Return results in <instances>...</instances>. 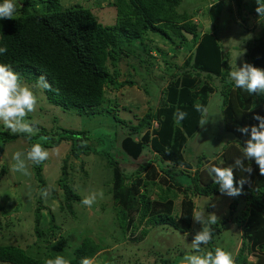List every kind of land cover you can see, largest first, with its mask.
Instances as JSON below:
<instances>
[{"label":"trees","instance_id":"16d2710c","mask_svg":"<svg viewBox=\"0 0 264 264\" xmlns=\"http://www.w3.org/2000/svg\"><path fill=\"white\" fill-rule=\"evenodd\" d=\"M181 2L116 0L112 6L116 11L115 24L109 27L102 25L90 8L78 4L64 7L61 0H18L13 18L0 19V47H7V52L0 54V63L11 65L13 71L29 85L37 86L38 78L44 76L52 88H39L46 101L80 116L99 115L111 107L113 101L107 98L106 88L120 89L137 84L134 79L117 81L120 76L117 66L121 60L127 59L131 68L135 63L140 67L145 65L146 73H149L154 65L155 50L160 53L162 64L170 70L171 79L160 91L163 102L155 110L150 108L136 124L131 120L114 117L125 133L120 136L121 129L115 126L114 138L104 148H97L94 141L87 143L92 139L88 131L56 126L45 129L34 124L35 131L29 135L11 134L0 128V153H3L10 141L19 137L25 139L29 147L40 143L45 149L55 148L63 142L69 143V154L62 161L57 184L63 198L60 210L72 217L74 205L81 204L82 198L70 177L75 166L69 163V158L81 161L82 156L89 154L101 157L105 167L111 169L107 194L115 205V221L121 238L127 232L134 235L143 223L151 228L170 229L179 234L189 232L196 209L193 197L211 198L221 194L219 185L214 183L209 174V168L227 167L235 159H243V142L249 137L241 134L238 129L256 125L258 122L253 119L254 115L264 117V94H250L238 89L228 77L233 61L231 52L239 51L242 42V45L245 44L241 52L245 57L244 63L264 69V15L256 13V0H215L210 4L208 15L214 25L213 31H205L195 24V13L179 12ZM260 3L264 4V0H260ZM37 4L41 7H37ZM246 4L253 6L250 11H245ZM235 14L236 19L233 16ZM255 16L259 18L261 26L258 33L249 32L247 38L239 44L229 47L224 45L222 36L226 26L238 25L243 28L248 22H253ZM111 19L114 21V14ZM246 30L247 27L243 34L247 33ZM156 39H160L163 46H171L168 50L170 53L183 50L185 60L181 66L172 62L175 53L169 57ZM134 42H138L137 54L132 57L130 51ZM149 44L155 46L151 48ZM185 51L189 53L187 56ZM174 70L176 73H173ZM202 77L211 84L202 80ZM215 80L218 86L214 85ZM214 90L213 97L222 98L225 127L234 133L239 142L228 143L219 159L211 161L198 156L192 173L194 166L185 159L184 146L187 138L197 133L203 111ZM105 101L106 106L103 105ZM113 104L116 105V102ZM196 106H200L201 110L197 111ZM177 109L187 113L179 124L175 117ZM41 137L46 139L42 140ZM117 139H120L117 152L123 154L120 160L115 155ZM91 145L95 148H91ZM145 151L153 152L155 157L141 159ZM121 161L128 167L135 165L136 168H121ZM43 165L44 162L32 163L34 178L39 183L33 211L35 233L39 236L42 233L38 225L43 217L42 210L46 208L42 201V191L46 186L42 177ZM245 165L251 166L250 175L234 169L236 181L244 177L246 183L241 194L234 196L230 204L232 212H229V216L240 229L241 240V246L233 258L235 264H264V176L260 175L254 161H245ZM5 172L6 169L2 167L0 177ZM155 189L158 190L156 200L151 199ZM180 196L183 210L178 217L174 214V201ZM240 199L244 200V209L238 211ZM48 215L49 231L55 235L59 227L55 225L51 211ZM227 220L228 217H224L210 226L213 237L206 244L204 252L214 253L218 247L216 240ZM149 232L150 229L145 228L140 234L145 237ZM121 238L115 240L120 241ZM45 242L48 243V240ZM65 242L63 239L47 244L49 252L45 256H31L26 249L18 246H0V263L45 264L47 259L62 255L70 264H80L81 258H94L106 248L92 238L84 237L69 252ZM178 247L176 244L173 247L167 246L165 253L150 250L149 256L154 255L156 258L146 264L180 263L187 251ZM176 253L174 260L170 261ZM250 257H254L255 261H249ZM136 264L143 263L138 261Z\"/></svg>","mask_w":264,"mask_h":264},{"label":"rangeland","instance_id":"374dc122","mask_svg":"<svg viewBox=\"0 0 264 264\" xmlns=\"http://www.w3.org/2000/svg\"><path fill=\"white\" fill-rule=\"evenodd\" d=\"M214 1L182 0L178 6V11L181 13L187 12L192 15L195 13L193 18L194 23L198 24L205 31H213L214 25L208 15L210 13V4ZM246 1L249 2V0H244V2ZM61 2L64 7L78 4L90 8L99 19V22L104 26L109 27L115 24L116 11L112 6L116 0H61ZM16 3L18 4V0H16ZM251 7L253 6L246 4L245 11H250ZM233 9L235 13L236 8H234V4ZM112 14H114V21L111 19ZM233 16L235 19L237 18L236 14ZM253 16L251 15V17ZM245 27H247V33L243 34ZM245 27L242 28L238 25L226 26L222 36L224 45L229 47L237 43L239 44L240 41L242 42L247 38L249 32L258 33L261 27L259 18L255 16L254 21L248 22ZM156 41L168 53L169 57L174 55L175 51L168 52L169 48H172L171 46H163L160 44L162 43L160 39H156ZM242 43L239 51L231 52L233 56L232 65L235 64L237 68L244 63L245 57L242 55V51L245 44L242 45ZM137 46L138 42L132 43L130 51L132 57L137 54ZM154 46L155 44H149L151 48ZM176 53V57L174 60L172 59V62L181 66L185 60L183 50L180 49ZM188 54L186 52V56ZM153 56L155 59L153 61L154 65L149 73H146L145 65L140 67L135 63L131 68V64L127 63V59L120 61L117 66V69L120 71V76L117 78V81L134 79V82L137 84L132 87L125 86L120 89L106 88L107 98L113 102L115 101L116 105L112 102L110 104L111 107L99 115L80 116L74 111H64L59 107L49 104L39 89V86L26 83L32 88L38 100L35 111L29 113L26 119L32 123L33 127L34 124H37L45 129H51L56 126L74 131H88L92 135V139L90 142L87 141V143L89 144L91 141H94L97 148H104L113 140L115 126H119V129H121L119 132L120 136H122V133H125L121 125L116 123L114 117L126 121L131 120L136 124L150 108L155 110L163 102L160 91L165 88L171 79V72L167 69V66L162 64L161 55L158 51L154 50ZM176 70L173 73H176ZM202 80L211 84L206 78L204 79L202 77ZM214 85L218 86L216 80L214 81ZM214 92L215 90L210 95L211 97L208 99L207 107L203 111L197 133L187 138L184 146V157L194 166L193 170L196 168L195 163L198 160V156H204L211 161L212 159H219L223 149L228 146V143L238 144L239 142L234 133L228 131L225 127L222 98L217 96L213 97ZM106 101L103 104L104 106H106ZM153 125L156 126L155 123ZM0 128L8 130L2 123H0ZM8 131L13 134L10 130ZM117 141L118 148L116 149L115 155L120 160L123 154L117 152L120 149V139H117ZM29 148L27 141L19 137L10 141L5 146L3 153H0V171L2 167L6 169V172L0 177V246H18L24 250L26 249L25 251L31 256H45L44 254L49 252L46 247L47 244L65 239L66 242L64 245L70 252L82 238L90 237L97 243L106 246L104 250L100 251L94 257L96 264H136L138 261L146 264L152 262L155 257L154 255L149 256L148 252L150 250L165 253L167 246L173 247L175 244L179 246L178 248L185 249L187 254L194 252L191 247V241L195 232L199 231L203 225L195 222L193 218L191 230L185 234L175 233L170 229L151 228L143 223L137 228L134 235L127 232L126 236L121 238L122 235L118 234V225L115 221V205L111 197L107 194L110 189L111 169L106 168L105 161H102L101 157H96L94 154L82 156L81 161L74 160L70 157L69 163L75 166L74 172L70 174V177L74 181L73 185L82 200L93 192H103V196L97 195L91 207H87L82 203L75 204L74 217L65 211H61L60 206L63 202L62 190L59 188L57 180L61 176L62 161L69 154V143L67 142H63L55 148L46 149L49 152V157L44 161L42 170V177L46 183L42 191V201L46 208L42 210L43 217L38 225V229L42 234L40 236L37 235L35 233L33 211L35 208L34 204H36L35 195L39 191V183L34 178L32 162L25 159L27 175L13 171V164L15 163L12 159L13 153L16 151L26 153ZM91 148H95L94 145H91ZM144 153L145 155H142L141 159L146 157L153 159L155 157L153 152L145 151ZM81 165L82 171L80 170ZM120 166L121 168L126 167L128 170L136 168L135 165L134 167H128L122 161ZM155 166L157 165L155 164ZM191 172L193 173V171ZM157 192L158 190L155 189L151 195V199L156 200ZM44 193H47V195H44ZM181 198L180 196L174 201V214L176 213L178 217L182 214L183 210L181 208ZM233 200L234 197L222 193L211 198L193 197V202L196 206L194 214L203 211L206 219L207 214L214 213L219 218L218 221L224 217H228L229 220H227L225 228L216 240V244L223 250L230 252L234 257L241 246V240L240 229L229 216V212H232L230 210V204ZM243 203L244 200L240 199L237 208L238 211L244 209ZM49 211H51L55 219V225L59 227L55 235L49 231ZM145 228L150 229V232L147 236L142 237L140 233ZM116 238H121L122 240L117 241L115 240ZM46 239L48 243L45 242ZM205 249L206 245H201V252H204ZM175 255L177 253L173 254L169 260L173 261ZM249 261H255V258L250 257Z\"/></svg>","mask_w":264,"mask_h":264},{"label":"clouds","instance_id":"9594fccd","mask_svg":"<svg viewBox=\"0 0 264 264\" xmlns=\"http://www.w3.org/2000/svg\"><path fill=\"white\" fill-rule=\"evenodd\" d=\"M257 7L255 9L258 15H264V4L260 0H256ZM37 7H40L37 4ZM17 12L16 0H2L0 3V19H12ZM7 47H0V54H5ZM228 72V77L234 82L238 89L246 90L250 94H264V69L253 67L248 63H243L239 68L232 65ZM168 84V83H167ZM37 86L45 90H52L51 85L47 83L44 76H40L37 80ZM37 96L31 87L24 83L18 73L13 71L12 66L0 63V123L13 134L26 133L33 134L35 129L32 123L26 119L29 113L36 109ZM200 111V106H196ZM187 113L177 109L175 117L179 124L185 119ZM253 119L258 123L253 126H245L238 129L243 135H248V139L243 142V159H235L232 165L227 167L211 166L209 174L213 177L214 183L219 185L222 194L234 197L241 194V189L246 183V179L241 177L236 181L234 169H240L249 175L252 172L250 165H245V161H254L258 166L260 175L264 176V117L254 115ZM41 139H46L41 137ZM23 157V158H22ZM49 152L40 143H34L26 153L16 151L13 153L12 159L13 171L21 172L27 175V167L25 159L33 164H40L47 160ZM239 185V186H237ZM47 195V193H44ZM97 195L103 196V192L91 193L85 197L81 203L87 207H91L95 202ZM218 217L214 213L207 214L203 211L196 212L193 220L203 227L196 231L191 247L194 250L191 254L184 255L180 264H235L232 254L228 251L217 247L214 251L201 252V245L208 244L213 237L211 225L218 222ZM45 264H70V261L62 255H57L55 259H47ZM80 264H96L94 258L83 257Z\"/></svg>","mask_w":264,"mask_h":264},{"label":"crops","instance_id":"0c3cea01","mask_svg":"<svg viewBox=\"0 0 264 264\" xmlns=\"http://www.w3.org/2000/svg\"><path fill=\"white\" fill-rule=\"evenodd\" d=\"M193 169H194V168H193ZM193 169H192L191 171H193V172H194L195 170H193Z\"/></svg>","mask_w":264,"mask_h":264}]
</instances>
